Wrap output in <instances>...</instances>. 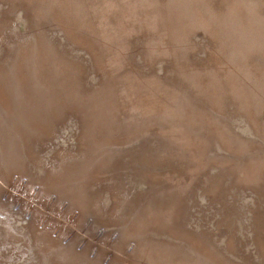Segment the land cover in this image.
<instances>
[{
	"label": "rangeland",
	"instance_id": "374dc122",
	"mask_svg": "<svg viewBox=\"0 0 264 264\" xmlns=\"http://www.w3.org/2000/svg\"><path fill=\"white\" fill-rule=\"evenodd\" d=\"M0 264H264V0H0Z\"/></svg>",
	"mask_w": 264,
	"mask_h": 264
}]
</instances>
